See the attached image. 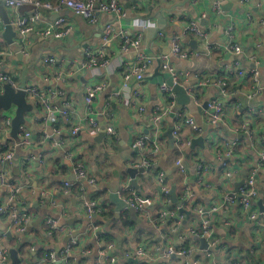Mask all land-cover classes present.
I'll use <instances>...</instances> for the list:
<instances>
[{
	"label": "clouds",
	"instance_id": "9594fccd",
	"mask_svg": "<svg viewBox=\"0 0 264 264\" xmlns=\"http://www.w3.org/2000/svg\"><path fill=\"white\" fill-rule=\"evenodd\" d=\"M0 264H264V0H0Z\"/></svg>",
	"mask_w": 264,
	"mask_h": 264
},
{
	"label": "water",
	"instance_id": "95a60500",
	"mask_svg": "<svg viewBox=\"0 0 264 264\" xmlns=\"http://www.w3.org/2000/svg\"><path fill=\"white\" fill-rule=\"evenodd\" d=\"M22 97H23V93H21L19 97L14 96L13 92H12V89L9 88L7 96H0V107L8 106L11 103V101L13 99H15L21 105L20 112H21V115H22L24 107H25V104H24V101H23Z\"/></svg>",
	"mask_w": 264,
	"mask_h": 264
}]
</instances>
